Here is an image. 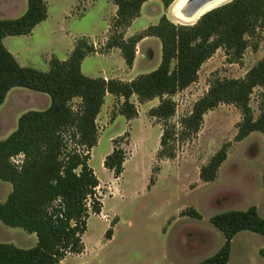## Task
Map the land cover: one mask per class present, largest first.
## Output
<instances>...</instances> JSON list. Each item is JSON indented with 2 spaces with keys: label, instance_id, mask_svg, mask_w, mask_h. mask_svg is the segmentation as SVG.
Listing matches in <instances>:
<instances>
[{
  "label": "rangeland",
  "instance_id": "rangeland-1",
  "mask_svg": "<svg viewBox=\"0 0 264 264\" xmlns=\"http://www.w3.org/2000/svg\"><path fill=\"white\" fill-rule=\"evenodd\" d=\"M175 1L165 10L160 0H147L129 26L116 28L114 0H45L48 18L31 36H9L6 47L17 53L21 65L45 71L50 51L58 57L64 54L67 42L48 36L50 30H58L66 33L73 47L80 38L93 45L94 51L83 63L85 75L128 81L157 67L160 41L153 36L141 39L136 44L132 65L127 66L119 48L107 49L108 39L118 34L124 39L142 35L163 14L175 24L189 25L198 19L186 22L176 18L171 11ZM26 4V0H0V18L18 17ZM252 40L256 48L248 46L237 61L230 60L223 49L216 50L201 65L197 81L172 96L176 110L168 122L175 125L177 134L173 159L157 158L165 124L148 112L159 103L158 98L141 103L131 96L137 116L127 121L118 114L123 99L105 96L96 118L97 144L89 159L99 180L96 194L102 208L98 214H89L83 235L84 252L69 254L60 264H194L217 252L223 244L222 232L209 221L212 215L256 206L264 219V135L253 131L235 141L241 114L233 104L225 103L203 115L196 135H180L181 119L207 92L212 78H240L263 56L264 29ZM31 94L39 92L23 87L12 89L0 108V139L14 130L22 113L42 110L44 100L35 98L31 104L26 101L25 95ZM44 95L49 101V96ZM77 102L74 99L73 103ZM249 104L254 118L264 112V87L253 90ZM225 144L227 158L215 179L202 182L200 167ZM114 146L124 152L119 178H114L112 171L102 165ZM10 191L11 185L0 180V202ZM190 208L201 217L187 215ZM108 228L111 239L105 237ZM26 236L22 229L0 222V242H14L22 248L34 246V241ZM263 245L260 234L239 232L231 244L228 264H264L258 253Z\"/></svg>",
  "mask_w": 264,
  "mask_h": 264
},
{
  "label": "trees",
  "instance_id": "trees-1",
  "mask_svg": "<svg viewBox=\"0 0 264 264\" xmlns=\"http://www.w3.org/2000/svg\"><path fill=\"white\" fill-rule=\"evenodd\" d=\"M117 5L114 26H129L147 0H114ZM166 10L173 0H160ZM26 9L15 18H0V106L8 91L23 87L49 96L42 110L22 113L16 127L0 139V180L10 183L11 191L0 202V222L21 228L36 236V243L21 248L0 242V264H59L67 255L84 252L83 235L90 213L98 214L102 202L96 194L99 180L89 166L90 151L97 144L96 118L107 94L122 98L118 114L131 120L138 102L154 98L159 103L149 116L163 121L157 158L173 159L177 134L168 120L175 114L172 96L197 81L201 65L218 49L232 61L240 59L248 46L256 48L253 38L264 29V0H230L202 14L191 25L175 24L163 14L142 35L127 39L122 34L108 39L107 49L116 47L127 66H131L136 44L144 37L159 39L160 62L154 69L128 81L89 77L81 71V62L94 51L80 38L65 59L54 56L45 71L18 63L5 47L7 36H26L46 19L45 0H26ZM264 87V54L240 78L214 77L207 92L196 100L191 112L181 121V137L196 135L203 115L221 103L233 104L240 112L234 140L241 141L251 132L264 135V112L254 118L250 107L253 90ZM77 99L76 104L73 103ZM227 144L200 167L199 179H215L219 166L227 158ZM124 152L114 146L103 159L104 168L114 178L123 172ZM193 218L200 214L186 211ZM209 221L224 236L214 254L194 264H228L231 240L240 231L260 234L264 239V219L255 206L230 209L212 215ZM111 239V229L105 232ZM264 260V245L258 251Z\"/></svg>",
  "mask_w": 264,
  "mask_h": 264
},
{
  "label": "crops",
  "instance_id": "crops-1",
  "mask_svg": "<svg viewBox=\"0 0 264 264\" xmlns=\"http://www.w3.org/2000/svg\"><path fill=\"white\" fill-rule=\"evenodd\" d=\"M26 8H24L23 7V10H22V12L20 13V15L24 12V10H25ZM19 15V16H20ZM13 18H15V17H13ZM48 18V15H47V17H46V19ZM45 19V20H46ZM45 20H43L42 22H44ZM42 22H40V23H42ZM40 23L39 24H37L34 28H33V30H32V32H31V34H29V35H26V36H31L32 34H33V32H34V30L36 29V27H38V25H40ZM49 35V38L51 39V40H57V41H63V42H67L66 43V47H65V49H64V54L62 55V57H58L57 55H56V53H54L53 51H50L51 52V54L49 55V56H47L46 57V59H45V64H47V66H48V61L50 60V58L52 57V56H54V57H56V58H58V59H65L68 55H69V53L71 52V50L73 49V42L70 40V38H67L68 36L66 35V33H61V32H59L58 30H54V29H52V30H50L49 31V33H48ZM8 37L9 36H7V37H5L4 39H3V44L5 45V47H6V40L8 39ZM7 48V47H6ZM8 49V48H7ZM9 50V49H8ZM10 51V50H9ZM13 55H14V57L16 58V60L18 61V63L21 65V63H20V61H19V57H18V55H17V53H14L13 51H10ZM89 56H91L90 54L89 55H87L83 60H82V62H81V71L83 72V70H82V68H83V63H84V61H85V59L87 58V57H89ZM84 73V72H83ZM85 74V73H84ZM87 76V75H86ZM89 77H92V76H90L89 75ZM130 80V79H129ZM15 88V87H14ZM13 89V88H12ZM12 89H10L9 91H8V93H7V95H6V97H5V100H6V98L8 97V95L12 92ZM36 98V100H37V98L38 99H42V100H44L45 101V104H44V106H43V108L42 109H44V108H46L48 105H49V103H50V100L48 101V100H46V97H45V95H44V93H40L39 92V94H31V95H25V99H26V101L27 102H32L34 99ZM5 100H4V102H5ZM3 102V103H4ZM3 103H2V105H3ZM31 104V103H30ZM1 105V106H2ZM1 106H0V108H1ZM38 110H41V109H38ZM8 183V182H7ZM10 184V183H9ZM256 207V206H255ZM257 208V207H256ZM194 209V208H193ZM193 218V217H192ZM13 228H15V227H13ZM17 229V228H16ZM21 229V228H20ZM24 231V230H23ZM25 232V231H24ZM241 232V231H240ZM26 234H27V236L26 237H28L31 241H34V245H35V243H36V236H35V234H33V233H27V232H25ZM239 233V232H238ZM237 233V234H238ZM237 234H235L234 236H233V238H232V240H231V244H232V242H233V240H234V237L237 235ZM8 243H12V244H14V245H16V243H14V242H8ZM17 246V245H16ZM22 248V247H21ZM264 261V260H263ZM60 264V263H59Z\"/></svg>",
  "mask_w": 264,
  "mask_h": 264
},
{
  "label": "bare ground",
  "instance_id": "bare-ground-1",
  "mask_svg": "<svg viewBox=\"0 0 264 264\" xmlns=\"http://www.w3.org/2000/svg\"><path fill=\"white\" fill-rule=\"evenodd\" d=\"M225 1L227 0H176L172 8H178L185 21L190 22Z\"/></svg>",
  "mask_w": 264,
  "mask_h": 264
},
{
  "label": "flooded vegetation",
  "instance_id": "flooded-vegetation-1",
  "mask_svg": "<svg viewBox=\"0 0 264 264\" xmlns=\"http://www.w3.org/2000/svg\"><path fill=\"white\" fill-rule=\"evenodd\" d=\"M171 11H172L173 15H174L176 18H179V19H181V20H183V21L186 20V19L183 17V14L179 11L178 8H175V10L172 8Z\"/></svg>",
  "mask_w": 264,
  "mask_h": 264
},
{
  "label": "water",
  "instance_id": "water-1",
  "mask_svg": "<svg viewBox=\"0 0 264 264\" xmlns=\"http://www.w3.org/2000/svg\"><path fill=\"white\" fill-rule=\"evenodd\" d=\"M174 1V0H173ZM189 25H191V24H189Z\"/></svg>",
  "mask_w": 264,
  "mask_h": 264
}]
</instances>
